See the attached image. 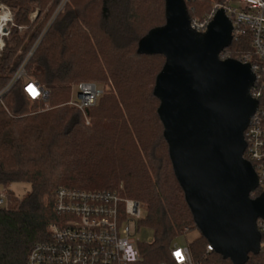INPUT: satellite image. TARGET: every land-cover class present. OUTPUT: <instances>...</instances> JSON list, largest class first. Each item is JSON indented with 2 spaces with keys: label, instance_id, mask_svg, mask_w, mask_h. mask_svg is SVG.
I'll return each mask as SVG.
<instances>
[{
  "label": "trees",
  "instance_id": "trees-1",
  "mask_svg": "<svg viewBox=\"0 0 264 264\" xmlns=\"http://www.w3.org/2000/svg\"><path fill=\"white\" fill-rule=\"evenodd\" d=\"M0 1L13 11L16 23L0 55L1 90L60 0ZM185 1L193 20L229 0ZM36 8L45 17L32 22ZM164 23V0H69L49 25L25 69L49 92L52 108L32 111L30 102L37 101L28 99L20 82L0 102V185L30 187L10 207L0 208V264H27L32 247L50 238L48 226L59 219L54 194L61 186L116 190L140 201L145 214L139 226L150 228L153 237L139 244L142 259L136 264H176L171 255L175 240L197 226L174 174L157 113L160 101L153 94L165 57L137 53L139 40ZM251 41L247 30L233 38L221 57L241 59L253 51ZM80 82H94L103 90L89 109L90 124L78 108L65 104ZM259 89L264 106V79ZM116 105L125 121L110 148L80 172L81 158ZM260 193L257 188L251 196ZM207 244L201 235L186 245L201 264H233L208 252ZM245 264H264V251L250 253Z\"/></svg>",
  "mask_w": 264,
  "mask_h": 264
},
{
  "label": "water",
  "instance_id": "water-1",
  "mask_svg": "<svg viewBox=\"0 0 264 264\" xmlns=\"http://www.w3.org/2000/svg\"><path fill=\"white\" fill-rule=\"evenodd\" d=\"M165 1V23L138 42L139 54H162L153 94L176 179L201 235L216 253L245 264L260 253L264 194L244 157V131L259 106L249 63L222 58L233 23L219 8L207 29L192 28L185 0Z\"/></svg>",
  "mask_w": 264,
  "mask_h": 264
},
{
  "label": "built area",
  "instance_id": "built-area-1",
  "mask_svg": "<svg viewBox=\"0 0 264 264\" xmlns=\"http://www.w3.org/2000/svg\"><path fill=\"white\" fill-rule=\"evenodd\" d=\"M69 0H60L49 18L45 28L33 47L0 90V102L3 96L17 83L31 101H46L48 91L25 69L28 59L35 51L49 25L64 10ZM223 8L233 23V38L251 32L253 51L243 54L239 59L249 63L256 75L251 89L253 97L259 100V86L264 79V0H229L216 3L202 18L191 19V26L204 32L216 11ZM39 8L30 14L33 22L40 19ZM16 26L13 11L0 1V55L7 46V39ZM20 30L25 29L19 26ZM67 105L78 108L90 124L89 109L93 107L103 93L101 86L94 82H80L72 89ZM246 148L244 157L249 160L258 176L261 193L264 194V106H259L244 131ZM12 183L0 185V208H8L17 197L10 188ZM143 204L133 198L123 196L116 190L80 189L61 186L54 194V211L59 219L49 224L50 238L37 242L31 249L27 264H136L142 259L139 244L143 241L139 233L143 227L139 221L144 216ZM257 227L261 233L260 251H264V219L258 218ZM207 244V251H213ZM171 255L176 264H201L191 254L187 245L174 244ZM157 264H166L165 262Z\"/></svg>",
  "mask_w": 264,
  "mask_h": 264
},
{
  "label": "rangeland",
  "instance_id": "rangeland-1",
  "mask_svg": "<svg viewBox=\"0 0 264 264\" xmlns=\"http://www.w3.org/2000/svg\"><path fill=\"white\" fill-rule=\"evenodd\" d=\"M44 13L45 12L43 11L42 13L43 15L40 19L45 17ZM75 85L76 84L72 86V89ZM30 108L32 109V111H39V112L51 109L52 106L50 105L49 102V95L46 101L41 100L39 102H36V105H34V102H30ZM124 121H125V117L122 112V109L120 108L119 105H116L111 111L109 117L105 119L103 122H101L102 124L99 126V133L90 142L86 155H84L81 158V167L79 169V171L81 170L80 172L85 171L88 165H90L91 162L93 163L94 160L98 157V155L103 153L106 149L110 148L119 126ZM10 188L13 190V192L16 194L17 197H21L29 190L30 187L29 185L21 182H13L10 185ZM144 214H145V210H144ZM199 236H201L200 230L198 228H193L188 232H186L184 236H181L178 239H176L175 244L186 245L192 242L193 240L197 239ZM139 237L142 240L150 241L153 237V232L150 228L143 227L142 231L139 233Z\"/></svg>",
  "mask_w": 264,
  "mask_h": 264
}]
</instances>
